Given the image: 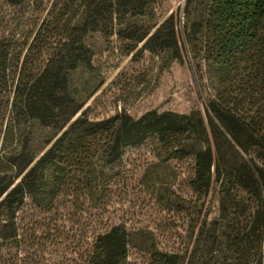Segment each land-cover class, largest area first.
Instances as JSON below:
<instances>
[{
  "label": "trees",
  "instance_id": "trees-1",
  "mask_svg": "<svg viewBox=\"0 0 264 264\" xmlns=\"http://www.w3.org/2000/svg\"><path fill=\"white\" fill-rule=\"evenodd\" d=\"M158 1L3 0L19 10L0 11V264H20L5 247L47 240L50 218L31 227L20 218L29 202L40 213L107 203L126 148L149 140L158 179L190 162L193 218L184 247L154 249L152 264H264V0H185L152 31L143 20ZM99 31L127 41L128 53L144 42L167 64L186 53L204 110L82 111L92 95L79 103L73 74L93 69L86 38ZM130 235L103 229L84 264H123Z\"/></svg>",
  "mask_w": 264,
  "mask_h": 264
},
{
  "label": "rangeland",
  "instance_id": "rangeland-1",
  "mask_svg": "<svg viewBox=\"0 0 264 264\" xmlns=\"http://www.w3.org/2000/svg\"><path fill=\"white\" fill-rule=\"evenodd\" d=\"M184 1L159 0L143 22L152 25L154 31L171 13L179 16ZM49 9L50 6L47 11ZM2 10L15 12L19 9L4 5L0 0ZM86 43L93 52V69L81 67L73 74V79L78 85L79 103L92 95L82 109L87 110L90 117L105 118L122 111L139 117L154 109L180 113H189L195 108L204 110V97L199 94L186 53L182 60L167 64V59L144 49V42L128 53L127 41L101 31L90 33ZM96 86L97 91L93 93ZM4 131L0 126V147ZM153 145L149 140L126 148L122 170H118L122 177H114L107 203L96 206L88 202L85 212H78L67 201L69 208L59 203L56 211L40 213L29 202L19 214L20 218L23 223L30 219V227L50 218L51 221L46 220L51 226L47 240L41 247L32 243L5 247L4 253L11 256L12 262L20 264H84L96 235L107 227L118 225L126 227L131 234L128 256L123 264H152L151 251L154 249L171 251L184 247L193 225L190 211L184 210L190 207L187 185L191 164L186 160L174 161L163 172L160 168L158 179L155 177L158 160ZM171 186L176 193H171ZM217 207L214 202L211 215L217 213ZM202 209L203 214L209 210L207 206Z\"/></svg>",
  "mask_w": 264,
  "mask_h": 264
}]
</instances>
